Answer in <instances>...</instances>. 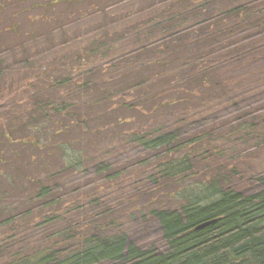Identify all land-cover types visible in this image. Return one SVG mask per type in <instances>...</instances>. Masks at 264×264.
<instances>
[{"label":"trees","instance_id":"1","mask_svg":"<svg viewBox=\"0 0 264 264\" xmlns=\"http://www.w3.org/2000/svg\"><path fill=\"white\" fill-rule=\"evenodd\" d=\"M157 1L0 0V41H18L0 42V169L17 173L0 228L45 220L0 241V264H264V187L230 182L264 151V0ZM152 218L165 252L128 240Z\"/></svg>","mask_w":264,"mask_h":264},{"label":"rangeland","instance_id":"2","mask_svg":"<svg viewBox=\"0 0 264 264\" xmlns=\"http://www.w3.org/2000/svg\"><path fill=\"white\" fill-rule=\"evenodd\" d=\"M32 0H26L25 3L26 4L24 7L26 8V12H49L50 7L49 6H42V5H32V3L30 2ZM118 0H88L85 2H80L79 4H75L76 6L74 8L78 9V10H83L86 11L87 5L90 4V2H94L97 3V6L99 5V8H105L108 9L109 11L113 10V6L111 5L112 2H115ZM165 0H158V3H161ZM13 2V0H7L8 4H11ZM11 5H9L10 7ZM65 5L60 6L57 10L61 11L64 9ZM8 12L12 13V10H9ZM34 15V14H33ZM37 17V16H36ZM21 20V19H19ZM22 24V29L24 31H27L29 29V23L27 21H25L24 23L21 22ZM2 41L1 44L8 46V47H17L18 45V41L16 38L12 37V36H7V37H3L1 38ZM239 109V108H237ZM246 108L243 109H239V111H235V110H229L227 112H223L222 115H215L217 117H211V119L208 121L209 123L214 122L215 125H218L219 123L223 122V121H227L228 117L230 118H234V117H241L243 115H245V113H247L250 110H246ZM245 111V112H244ZM258 115V113H256V116ZM243 118V117H241ZM240 121V120H239ZM213 125V124H212ZM262 142L261 141H257V142H253L250 145L247 144V148H245L244 152V156L245 159H247V157L249 155H253L254 153H256V149L255 147H259L257 145H260ZM246 147V146H245ZM263 153L257 152L256 156L259 157V159L255 156L253 157L252 160L250 161H246L247 166L246 167H250V169H241V172H239L238 170V174L239 176L237 177H233V179L230 180V182H232V184H235L237 187V189H240L243 193L245 194H250V193H254L256 191H258L259 189H261L262 187H264V151H262ZM242 153V152H241ZM248 154V155H247ZM258 159V160H257ZM260 163H255V162H259ZM254 163V164H253ZM253 164V165H252ZM2 174H0V180L3 182L4 180H9L10 176H13L16 173V169H12V168H8V169H0ZM93 169H91L88 173H78L77 175H74V177H71L68 179L67 185L71 187H78L81 188L83 186H91L92 185V174H93ZM0 172V173H1ZM27 173V169H21L20 171V175L19 176H24L23 174ZM17 182V181H16ZM18 185H22L19 184L20 182H17ZM24 184V183H23ZM10 186H12V184H8ZM0 186H3V183L0 182ZM24 186L28 187L29 186L27 184H24ZM57 189H59L58 187H55ZM5 188H3L1 191L4 192ZM56 190V189H55ZM58 192V191H57ZM22 196V193L20 192H16L14 195V199L16 198H20ZM105 196V194L103 195ZM106 198V197H105ZM12 198H8L6 200L7 203H10L9 201H11ZM86 203V202H85ZM27 203H15V207L16 209L13 210V214L17 213L16 215H19L21 212L24 213V210H28L29 207H27L26 205ZM34 206H36V204H33L31 208H33ZM14 215L13 217L15 218V220L19 219L17 218L18 216ZM20 220V219H19ZM18 220V221H19ZM31 220V219H30ZM29 220V222H30ZM45 220H41V219H37V222L34 225H39V227L37 226H31L28 229L22 230L23 234L19 237L21 238H17L15 239V231L8 228H0V241L2 242H7L8 245L13 244L14 248L19 244L21 245L24 242H21L20 239L22 238H28L26 236L32 237V238H40L44 233H43V229L42 227H40V224L43 223ZM32 222V221H31ZM52 226V225H51ZM24 227L26 228V225H24ZM14 231V232H13ZM128 233V240L131 244L141 248V249H150V248H156L158 251L160 252H165L167 250V246L165 244V241L163 239L162 236V229H161V225L159 224V222L157 220H155L154 218L152 219H148L145 222H141V223H137V224H133L129 230L127 231ZM1 235H3V237H1ZM23 236V237H22ZM12 237V238H11Z\"/></svg>","mask_w":264,"mask_h":264},{"label":"water","instance_id":"3","mask_svg":"<svg viewBox=\"0 0 264 264\" xmlns=\"http://www.w3.org/2000/svg\"><path fill=\"white\" fill-rule=\"evenodd\" d=\"M76 1L83 2V1H86V0H76ZM211 223H212V222L206 223V224L202 225L201 227L206 226V225L211 224Z\"/></svg>","mask_w":264,"mask_h":264}]
</instances>
